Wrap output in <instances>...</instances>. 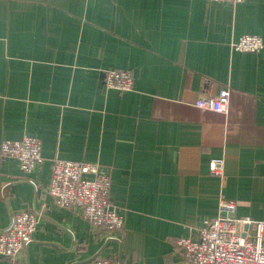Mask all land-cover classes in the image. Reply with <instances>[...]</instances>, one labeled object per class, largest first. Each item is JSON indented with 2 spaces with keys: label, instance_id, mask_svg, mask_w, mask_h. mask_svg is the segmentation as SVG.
Masks as SVG:
<instances>
[{
  "label": "crops",
  "instance_id": "crops-1",
  "mask_svg": "<svg viewBox=\"0 0 264 264\" xmlns=\"http://www.w3.org/2000/svg\"><path fill=\"white\" fill-rule=\"evenodd\" d=\"M244 35L264 44V0H0V142L33 136L42 157L37 191L0 160V230L41 213L26 251L0 264H186L176 240L216 218L222 196L236 220L264 222V47L233 51ZM107 70L130 73L131 91L104 88ZM221 89L226 114L194 106ZM55 158L108 168L120 232L53 205Z\"/></svg>",
  "mask_w": 264,
  "mask_h": 264
},
{
  "label": "built area",
  "instance_id": "built-area-1",
  "mask_svg": "<svg viewBox=\"0 0 264 264\" xmlns=\"http://www.w3.org/2000/svg\"><path fill=\"white\" fill-rule=\"evenodd\" d=\"M247 0H210L233 6ZM264 47L256 35L241 36L231 44V49L241 53H257ZM101 84L106 89L119 92L131 91L133 78L126 71L103 72ZM230 92L221 89L215 96H201L194 106L216 114H226ZM13 158L29 182L37 191L38 185L31 174L42 162L41 141L33 136L21 140L0 142V160ZM212 176H223V161L210 162ZM110 174L99 164L74 162L55 158L52 162L47 195L57 208L77 211L93 228L111 234L120 232L124 217L110 203ZM236 202L223 196L218 202V216L204 223L196 237L178 238L177 249L186 264H264V222L236 220ZM40 212H20L10 217L8 225L0 230V257L16 260L32 242ZM245 225L240 231L237 225ZM87 264H113L110 259L95 258Z\"/></svg>",
  "mask_w": 264,
  "mask_h": 264
}]
</instances>
